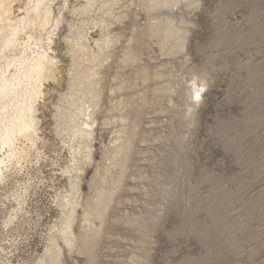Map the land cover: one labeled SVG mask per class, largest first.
<instances>
[{
  "label": "rangeland",
  "instance_id": "1",
  "mask_svg": "<svg viewBox=\"0 0 264 264\" xmlns=\"http://www.w3.org/2000/svg\"><path fill=\"white\" fill-rule=\"evenodd\" d=\"M56 4V11L64 8L65 15L55 44L60 81L48 89L42 111L44 155L34 158L11 187L0 190V264L37 262L49 230L60 219L55 197L68 187L62 170L70 151L54 131V113L60 94L68 89L72 64L64 38L79 16L72 9L76 0ZM127 5L130 16L122 25L125 37L118 52L135 35L132 44L142 59L124 74L141 75L140 68L162 71L156 80L143 83L140 78L139 86L128 92L138 95L156 81L171 82L175 92L163 96L150 89L144 107L131 108L140 121L139 132L97 239V259L90 263L83 254L69 253L66 264H264V0H176L151 13L139 0ZM150 17L189 22L191 32L175 40L185 43L181 52L170 54L160 47L159 39L168 44L175 39L172 26L164 28L162 37L149 35ZM118 70L114 62L107 71V94ZM113 136L110 126L99 127L95 163ZM208 170L211 179L200 181ZM94 172L92 164L83 182L86 196ZM29 181L35 186L27 211L6 231L4 221L17 206L10 195ZM191 223L200 230L175 233Z\"/></svg>",
  "mask_w": 264,
  "mask_h": 264
},
{
  "label": "bare ground",
  "instance_id": "2",
  "mask_svg": "<svg viewBox=\"0 0 264 264\" xmlns=\"http://www.w3.org/2000/svg\"><path fill=\"white\" fill-rule=\"evenodd\" d=\"M56 1L0 0V190L11 187L14 179L17 180V176L32 165L34 158L39 161L44 155L40 146L43 140L42 111L48 89L53 88L61 76L55 44L59 42L65 15L64 8L56 11ZM76 1L78 5L72 9L79 16V21L70 22L69 33L64 38L72 63L68 70V89L60 94L54 113V131L65 139L70 151V159L62 170L68 187L55 197L60 219L49 230L45 251L35 264H66L65 258L69 253L83 254L90 263L96 261L97 239L103 233L109 208L116 200L114 194L121 188L129 168L128 162L139 132L140 121L133 118L131 108L138 106L142 109L150 89L155 94L161 92L163 96L175 92L169 81H156L138 95L128 92L139 86L140 78L145 83L162 76V71L151 72L148 68H140L141 75L137 72L135 76H126L123 72L142 59L132 44L135 35L125 50L122 49V54L118 52L125 37L122 25L130 16V6H126L129 0ZM139 1L149 13L157 7L172 6L176 2ZM200 1L196 0V3ZM64 2L68 6L70 0ZM188 23L185 21L178 25L174 17L160 22L150 17L147 28L150 36L160 37L164 28L172 26L175 39L168 44L162 38L159 44L174 54L184 49L185 43L175 40L185 38L182 32H191ZM92 29L96 30L92 32ZM96 32L98 34L93 35ZM114 62L119 70L107 94V71ZM205 81L207 83L209 77L205 76ZM138 98L143 102L138 103ZM168 100L172 102L171 95ZM220 125L223 126L224 122ZM100 126H110L114 136L103 150L102 160L95 163L94 141ZM225 135L221 134V137ZM92 164L95 172L89 181L91 192L86 196L83 182ZM210 172L203 173L200 181L210 180ZM34 186L35 182L29 181L11 193L10 198L16 201L17 206L4 221L6 231L20 223ZM191 225L185 224L174 231L200 230L198 224Z\"/></svg>",
  "mask_w": 264,
  "mask_h": 264
},
{
  "label": "snow or ice",
  "instance_id": "3",
  "mask_svg": "<svg viewBox=\"0 0 264 264\" xmlns=\"http://www.w3.org/2000/svg\"><path fill=\"white\" fill-rule=\"evenodd\" d=\"M197 99H199V94L197 93Z\"/></svg>",
  "mask_w": 264,
  "mask_h": 264
}]
</instances>
